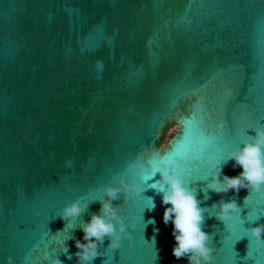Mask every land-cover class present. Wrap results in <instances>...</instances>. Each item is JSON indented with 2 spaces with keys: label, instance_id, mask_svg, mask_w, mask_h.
Here are the masks:
<instances>
[{
  "label": "water",
  "instance_id": "obj_1",
  "mask_svg": "<svg viewBox=\"0 0 264 264\" xmlns=\"http://www.w3.org/2000/svg\"><path fill=\"white\" fill-rule=\"evenodd\" d=\"M178 113L191 119L173 142ZM257 128L264 0H0V264H77L70 238L83 242L79 227L120 179L135 188L113 201L132 239L111 252L106 237L92 264H188L173 257V225L162 219L167 186L159 173L148 182L156 188L138 178L172 142L152 170L185 157L215 264H264L246 231L264 224L258 194L200 191L213 166L242 171L224 162ZM234 195L245 223L229 242L212 205ZM73 201L84 212L65 221Z\"/></svg>",
  "mask_w": 264,
  "mask_h": 264
},
{
  "label": "clouds",
  "instance_id": "obj_2",
  "mask_svg": "<svg viewBox=\"0 0 264 264\" xmlns=\"http://www.w3.org/2000/svg\"><path fill=\"white\" fill-rule=\"evenodd\" d=\"M255 132L256 135L252 142H246L238 147L224 162L233 161V168L239 166L242 171L236 176L229 177L223 175L220 166L208 170L207 183L200 187L204 197L208 199L209 192L221 194L231 190L238 194L241 189H249L245 200L255 192L259 197L255 201L256 204L264 203V188H262L264 186V128H257ZM65 164L67 168L73 167L70 160ZM177 168H180V163L175 157L166 159L162 164L160 179L157 181L167 186L166 189H160V194L162 204L170 205V207H165L162 219L165 225L169 222L173 225L172 236L175 244L172 248V255L177 260L186 258L188 264H215L216 249L209 245L214 234L203 231L205 209L200 207L201 201L197 199V188L187 186L182 176L169 171V169ZM132 191H135L134 186L123 179L118 181L116 187L104 188L103 194L96 201L101 205L100 213L98 215L93 213L90 220L79 227L83 232V242L81 239H75L74 236L70 238L74 239L77 249L75 253L77 264H92L97 257H102L103 253L98 252L97 249L106 237L111 241L108 244V251L111 252L120 248L122 235L131 241L132 237L125 233L124 221L113 206V201L118 199L120 193H123L124 198L127 199ZM235 199L236 195L228 202L221 199L217 204L212 205L217 209L212 216L225 225L228 236L236 234L238 222L240 225L245 223L240 217L241 208L235 203ZM154 207L153 203L149 211ZM83 212L84 209L80 203L73 201L63 208L61 218L65 221L72 220L81 217ZM260 212L264 216V208H260ZM150 221L154 223V220ZM250 233L254 238L257 254L264 252V248L261 247L264 245V224L252 227ZM153 242H155V237H153ZM250 243L252 241H249ZM68 258L71 259V256ZM7 264H12L11 257L7 258Z\"/></svg>",
  "mask_w": 264,
  "mask_h": 264
},
{
  "label": "snow or ice",
  "instance_id": "obj_3",
  "mask_svg": "<svg viewBox=\"0 0 264 264\" xmlns=\"http://www.w3.org/2000/svg\"><path fill=\"white\" fill-rule=\"evenodd\" d=\"M191 119V116L190 115H184L182 113H178L176 117H174V120L175 122L178 124L179 126V131L177 133V136L174 137L173 139V142L178 138L180 137L182 134H183V131H184V128H185V122L190 120ZM161 132L163 131V124L160 126V129H159ZM173 142L169 145L168 148H166L164 151H157L155 154L151 155L145 162L144 164V170H142L140 173H138V178L140 181H142L143 183L145 184H148V186L150 188H156V184L154 183H151L149 184L148 182L150 180L153 179V176L155 175V173H159L160 174V171L162 169V165L159 166V167H155L154 171L152 170L153 169V163H154V160L156 159L157 156H159L160 154L162 153H165L167 152L171 146L173 145ZM219 167V165H216V166H213L211 167L210 169H213V168H217ZM169 171L173 172L174 174L176 175H180L184 178V175L187 173L188 171V163L185 162V157H182L180 159V168H177V169H169ZM136 187H139V184H136ZM258 214L260 215V209L258 208ZM262 216V215H260ZM240 217H241V213H240ZM241 219L243 221L244 218L241 217ZM244 225V224H243ZM243 225H240L239 222H238V226H243ZM238 230V228H237ZM250 235V229L246 230ZM236 235V234H235ZM235 235H232V236H228V241L231 242V240L233 239V237ZM237 261V260H236ZM236 264V262H235Z\"/></svg>",
  "mask_w": 264,
  "mask_h": 264
},
{
  "label": "rangeland",
  "instance_id": "obj_4",
  "mask_svg": "<svg viewBox=\"0 0 264 264\" xmlns=\"http://www.w3.org/2000/svg\"><path fill=\"white\" fill-rule=\"evenodd\" d=\"M173 131L170 132V134L168 135V137L172 134Z\"/></svg>",
  "mask_w": 264,
  "mask_h": 264
}]
</instances>
